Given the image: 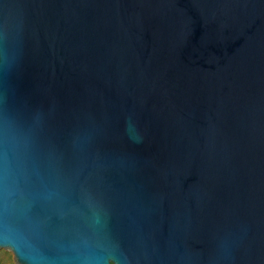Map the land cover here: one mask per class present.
Listing matches in <instances>:
<instances>
[{
	"label": "water",
	"instance_id": "obj_1",
	"mask_svg": "<svg viewBox=\"0 0 264 264\" xmlns=\"http://www.w3.org/2000/svg\"><path fill=\"white\" fill-rule=\"evenodd\" d=\"M0 251L264 264V0H0Z\"/></svg>",
	"mask_w": 264,
	"mask_h": 264
},
{
	"label": "rangeland",
	"instance_id": "obj_2",
	"mask_svg": "<svg viewBox=\"0 0 264 264\" xmlns=\"http://www.w3.org/2000/svg\"><path fill=\"white\" fill-rule=\"evenodd\" d=\"M0 264H19L12 251H0Z\"/></svg>",
	"mask_w": 264,
	"mask_h": 264
}]
</instances>
